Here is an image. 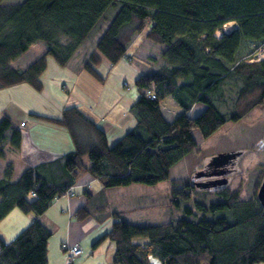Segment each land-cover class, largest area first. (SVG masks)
Segmentation results:
<instances>
[{"label": "trees", "instance_id": "obj_1", "mask_svg": "<svg viewBox=\"0 0 264 264\" xmlns=\"http://www.w3.org/2000/svg\"><path fill=\"white\" fill-rule=\"evenodd\" d=\"M228 23L236 27L217 37ZM100 31L82 67L101 83L106 81L99 69L104 60L114 68L137 58L128 49L141 33L153 45L164 46L159 63L148 60L149 67L137 66L138 95L129 107L135 125L111 145L107 129L77 105L56 116L31 113L37 122L68 132L74 148L38 163L28 157L29 165L16 180L14 166L7 165L0 177V220L15 208L34 217L12 240L0 235V264H49L52 231L40 217L56 199L69 196V191L74 196V186L83 184L86 175L104 187L167 180L173 165L197 148L196 129L208 137L264 103V59L251 61L264 45V0H0V87L28 83L42 91L48 55L65 66ZM39 41L45 45L42 56L25 69L11 64ZM169 97L182 109L173 119L162 108ZM200 102L202 113L192 117L190 110ZM223 104L227 113L221 111ZM24 123L18 126L3 115L0 159L7 149L21 148ZM193 181L172 179L176 206L198 189L217 193L218 200L196 202V209L185 207L186 215L170 221L124 218L120 205L99 204L98 195L88 188L74 216L90 218L95 225L93 250L107 240L115 244L110 264L264 263V207L258 197L244 201L227 185L216 191ZM93 202L97 204L91 209ZM192 214L197 218L187 216ZM66 245L61 249L68 261ZM80 247L75 263L84 254Z\"/></svg>", "mask_w": 264, "mask_h": 264}, {"label": "rangeland", "instance_id": "obj_2", "mask_svg": "<svg viewBox=\"0 0 264 264\" xmlns=\"http://www.w3.org/2000/svg\"><path fill=\"white\" fill-rule=\"evenodd\" d=\"M20 1L22 0H5L6 3H18ZM235 27L234 23H228L224 26L223 31L216 33V36L221 37L223 32H230ZM100 35L101 31L94 33L65 66H61L51 55H48V65L41 77L44 84L42 91L35 89L28 83H21L0 91V120L4 114H8L15 120H19L20 118L26 119L25 121L29 120L24 123L26 125L30 120L37 122L31 115L32 112L52 115V113H56L55 109L58 108L60 110L64 108L71 95L78 96L79 98L82 96L87 100L97 97L98 90L97 88L95 89V86L90 88L89 93L79 91L78 94L80 86L75 85V77L72 76V73L77 72L82 67L83 57L95 49V44ZM143 41L137 43V45H133L134 49H138L137 52L131 51L136 55L135 57L143 56L142 59L132 58V60L128 61L122 60L114 68H111L109 61L104 60L103 65L100 66L99 69L106 77V81L103 84L105 92L103 93V88L99 92L107 96L103 98L105 102L109 101L108 99L110 98L115 99L119 97L120 103H122L123 100L124 102L127 101L125 99L129 95L130 97L137 98L138 89L135 84V79L138 75L137 66L141 64L146 66L148 64L146 61L148 60L151 65H155L154 62L159 63V57L164 46H155L149 40ZM44 53L45 45L39 41L11 64L16 68L25 69ZM153 59L155 60L153 61ZM262 59H264V45L259 47L251 61ZM125 82L127 83L126 86L124 85ZM64 84H66L67 89L64 88ZM82 93L84 94L82 95ZM196 105H202V108L199 113L192 115V109ZM196 105L190 110L192 117L198 116L203 111L204 103L200 102ZM6 108H8L7 111ZM162 108L168 119L180 113L179 108L171 101H163ZM21 109L23 112L20 111ZM221 111L227 113L228 107L224 104L221 105ZM194 136L198 144L197 148L173 165L170 170L169 179L152 185L132 183L130 185L104 187L98 179H95L91 175H86L82 180L84 184L79 183L78 185L77 197L83 196L85 198L83 190L84 188H88L92 193L98 195L99 199L97 202L99 204L100 202L113 201L120 205V208L123 209L122 217L124 218L143 217L144 219L147 218L151 223L170 221L173 216L186 215L185 207L195 208L196 202L210 204L219 198L218 194L213 191L198 189L192 192L190 199H180V206H176L171 200L172 179L183 178L193 181L197 173H203V168L208 165L213 156L229 151H238L242 154L238 159L235 171L231 174L227 187L238 190L240 198L244 201H252L254 196L257 197L261 181L264 177V147L261 146L262 142H264V103L256 106L238 121L229 120L208 137H204L199 129L194 131ZM112 137L111 135L109 136L111 145L116 142L113 141ZM19 151L20 149H7L6 157L0 159V177L4 176L7 165L11 163L14 166V180L20 177L27 166L28 157H25ZM69 197L71 196L69 195ZM96 204V202L91 203L90 208L94 209ZM55 212L58 211L52 209V211L42 218L44 223H50L49 226L46 225L52 231L48 244V259L50 264L52 263L51 258L53 261H57L62 256H65L61 249V242L66 233L65 225L69 221L68 214L63 218ZM187 216L189 218H197L193 214ZM199 216H201V212ZM33 217V213H25L19 208H15L6 218L0 220V230L4 231L7 241L12 240L31 223ZM94 235V233L85 235L84 242L81 244L84 254L76 260V264H110L109 262H112L110 253H112L115 244L107 240L94 249L95 252L93 254L92 243L95 241Z\"/></svg>", "mask_w": 264, "mask_h": 264}, {"label": "crops", "instance_id": "obj_3", "mask_svg": "<svg viewBox=\"0 0 264 264\" xmlns=\"http://www.w3.org/2000/svg\"><path fill=\"white\" fill-rule=\"evenodd\" d=\"M145 33H141L138 38H136L130 48L128 49V52L131 54H134L131 51H136V49L133 48V45H137V43L145 41ZM143 41V42H144ZM141 57V56H140ZM137 57V59H142L143 56L140 58ZM144 60V59H143ZM72 76L75 78V85L77 84L80 86L78 88V94L79 91L88 92L91 90L90 88L95 86V89L98 90L97 97H93L92 99H85V97H78V96H69V99L67 100L66 104L64 105V108L70 106V105H77L79 106L86 114H88L92 119L98 122V124L108 131V137L111 135L113 136V141H116L124 134L126 131L131 129L135 125V118L133 117L129 107L132 105V103L136 100L133 97L126 98L124 102L120 103L119 97H116L115 99H108L109 101H104L103 98L107 97L103 93L105 92L104 85L105 83H101L98 80L94 79L90 74H88L83 67H81L77 72H73ZM103 88V93H100L99 90ZM3 89L0 87V91ZM82 93V95L84 94ZM89 93V92H88ZM103 94V95H102ZM124 97V96H123ZM166 101H171L175 104L176 107L179 108L180 113L182 109L178 106V104L172 99L167 98ZM63 108V109H64ZM202 105H196L192 110V115L194 113H199L201 110ZM196 109V110H194ZM8 108H6V111ZM56 113H52L51 116L59 115V112L62 109H55ZM23 112V110H20ZM33 113V112H32ZM41 114V113H39ZM56 114V115H54ZM50 115V114H45ZM174 118V117H173ZM171 118V119H173ZM26 120V119H25ZM24 119L15 120L16 124L18 126H22L23 122H28L29 120L25 121ZM31 122V123H30ZM29 123H27L22 128V143L20 148V153H23L25 157H30V162L38 163L41 161L49 160L52 158H56L58 156H61L65 153L70 152L73 150V144L71 141V138L65 130L55 127L53 125L44 123V122H33L30 120ZM116 133V134H115ZM26 165H29V162H26ZM84 184V182H83ZM79 189V186H74L73 190L75 192L74 196H67L63 195L60 198L56 199L51 207L40 217L44 218L52 209L58 211L55 212L56 214H60L63 218L68 214V222L66 223V233L63 236V242H67L69 246L74 245H80L84 242L85 235L88 233H94V240L97 239V230H95V225L92 223L91 219L88 218L84 221H80L75 218L74 214L78 207L83 205L85 203V198L83 196L77 197V190ZM61 212V213H60ZM75 218V220H74ZM48 226L50 223H45ZM0 235L5 237L4 231L0 230ZM83 248V247H82ZM93 250V254H94ZM114 255V249L112 250V253H110V258H112ZM51 264H68V261L66 260L65 256H62L61 259L57 261H53L51 258ZM111 262V261H110ZM109 262V263H110ZM50 264V262H49ZM105 264V263H104Z\"/></svg>", "mask_w": 264, "mask_h": 264}, {"label": "water", "instance_id": "obj_4", "mask_svg": "<svg viewBox=\"0 0 264 264\" xmlns=\"http://www.w3.org/2000/svg\"><path fill=\"white\" fill-rule=\"evenodd\" d=\"M242 153L238 151H229V152H222L215 156H213L208 165L209 166H215V167H222L226 164L232 163L235 164L238 157H240ZM203 176V173H197L196 178H200ZM229 179L222 178V179H216V180H210V181H197L195 185L200 188H211L215 185H222V184H228ZM257 197L261 205L264 207V179L260 185V188L257 193Z\"/></svg>", "mask_w": 264, "mask_h": 264}, {"label": "flooded vegetation", "instance_id": "obj_5", "mask_svg": "<svg viewBox=\"0 0 264 264\" xmlns=\"http://www.w3.org/2000/svg\"><path fill=\"white\" fill-rule=\"evenodd\" d=\"M262 147H264V142H262ZM239 159V157H238ZM238 159L236 160L235 164L229 163L222 167H215V166H209L207 165L205 168H203V173H205L200 178H194L195 180L192 183H196L197 181H210V180H216V179H222L227 178L230 180L231 174L235 171L236 165L238 163ZM227 184L222 185H215L211 187L213 190H220Z\"/></svg>", "mask_w": 264, "mask_h": 264}, {"label": "built area", "instance_id": "obj_6", "mask_svg": "<svg viewBox=\"0 0 264 264\" xmlns=\"http://www.w3.org/2000/svg\"><path fill=\"white\" fill-rule=\"evenodd\" d=\"M152 98H155V94H152L150 93ZM68 195L72 196L73 195V192L69 191L68 192ZM67 248H68V255H67V258H68V264H76L75 263V259L81 255L82 253V249L80 246H69L68 244L66 245Z\"/></svg>", "mask_w": 264, "mask_h": 264}]
</instances>
